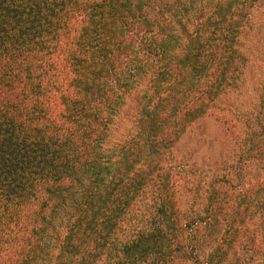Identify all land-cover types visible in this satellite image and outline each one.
<instances>
[{
  "label": "trees",
  "instance_id": "obj_1",
  "mask_svg": "<svg viewBox=\"0 0 264 264\" xmlns=\"http://www.w3.org/2000/svg\"><path fill=\"white\" fill-rule=\"evenodd\" d=\"M261 1L0 0V264H225L257 243L250 185L206 251L172 160L243 73ZM260 107L244 133L227 120L239 161L264 156Z\"/></svg>",
  "mask_w": 264,
  "mask_h": 264
},
{
  "label": "rangeland",
  "instance_id": "obj_2",
  "mask_svg": "<svg viewBox=\"0 0 264 264\" xmlns=\"http://www.w3.org/2000/svg\"><path fill=\"white\" fill-rule=\"evenodd\" d=\"M242 34L239 46L247 58L243 73L235 85L218 100L217 106L188 130L173 149L175 180L185 216L195 219L197 237L211 248L220 235L226 213L239 198L255 185L251 197L264 200V156L252 161H239L242 146L227 135V120L237 124L244 133L245 120L261 110L264 98V0L253 10ZM130 100L113 125L110 145L134 134ZM213 202V203H212ZM225 204V205H224ZM224 205L225 207H222ZM208 218V220H207ZM203 225H200V222ZM248 227L257 232V243L239 249L225 264H264V218L256 213Z\"/></svg>",
  "mask_w": 264,
  "mask_h": 264
}]
</instances>
